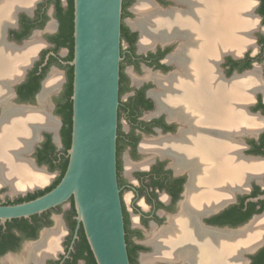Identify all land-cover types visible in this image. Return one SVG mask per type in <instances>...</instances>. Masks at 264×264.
Wrapping results in <instances>:
<instances>
[{
	"label": "flooded vegetation",
	"instance_id": "af4514ba",
	"mask_svg": "<svg viewBox=\"0 0 264 264\" xmlns=\"http://www.w3.org/2000/svg\"><path fill=\"white\" fill-rule=\"evenodd\" d=\"M27 1L0 0V13L5 14L0 23V131L16 109L39 107L51 75L60 73L62 80L48 98L50 113L60 124L56 132L42 128L27 154L36 169L57 175L45 188L15 192L0 172V205L19 204L53 185L64 161L59 109L70 85L67 58L74 32L67 36L64 24L70 2ZM187 6L186 0L123 2L117 154L131 264H264V241L258 252L248 253L257 247L251 246L226 262L216 252L219 239L224 242L227 235L264 218V200L254 201L264 195V186L253 180L243 191L236 185L225 188L230 185H225L214 162L215 152L210 155L202 141L208 132L219 131L214 93L224 91L200 75L208 61L199 30L187 29L184 22L182 28L175 21ZM262 38L252 39L254 47L241 54L237 49H220L213 61L218 79L229 83L253 73L264 57ZM260 102L264 103L262 95L256 96L253 89L243 112L255 117ZM254 133L243 137L244 158L258 156L254 151L262 134L256 139ZM47 144L55 148L47 156L57 165L55 170L39 161ZM68 205L31 218L0 221V264H91L88 253L81 252L77 212L73 213L71 201ZM57 221L65 228L57 250L40 253L44 235L55 229Z\"/></svg>",
	"mask_w": 264,
	"mask_h": 264
},
{
	"label": "water",
	"instance_id": "95a60500",
	"mask_svg": "<svg viewBox=\"0 0 264 264\" xmlns=\"http://www.w3.org/2000/svg\"><path fill=\"white\" fill-rule=\"evenodd\" d=\"M123 2L74 0V57L69 62L74 75L72 141L66 172L48 193L31 201L0 205V221L6 223L41 215L73 200L77 229L83 228L97 264H131L117 154ZM256 31L250 34L254 41ZM257 68L259 63L254 72ZM260 92L261 88L255 90L256 95ZM255 117L262 121L259 112ZM260 133H254L256 139ZM247 159L264 164L263 156ZM253 180L264 186L263 179L249 182ZM260 200L264 195L254 199ZM259 250L260 245L249 253Z\"/></svg>",
	"mask_w": 264,
	"mask_h": 264
},
{
	"label": "bare ground",
	"instance_id": "6f19581e",
	"mask_svg": "<svg viewBox=\"0 0 264 264\" xmlns=\"http://www.w3.org/2000/svg\"><path fill=\"white\" fill-rule=\"evenodd\" d=\"M22 1L26 2V0ZM186 2L187 11L184 12V16L178 14L175 21L182 28L199 30L197 36L202 40L203 50L207 56L206 61H208L204 63L200 75L208 78L209 85L215 84L220 87V91H224L219 95V90H215L218 91L214 93L215 101L217 100L219 104L214 114L219 116L220 128L217 132L207 133L205 144L209 153L215 152V155L211 153L210 155L219 165L225 185H230L225 188H233L236 185L238 190L243 191L248 187L250 180L253 178L259 180L263 175V165L259 160L243 157L244 148L241 142L242 136L259 128L257 118L245 114L242 106L249 101L252 90L260 88V75L256 70L253 75L249 74L250 76L247 75L245 78L231 80L232 82L229 83L223 82L218 79V74L213 68V61L222 48L231 49V51L237 49L238 53L250 48L252 41L248 39V34L255 28V21L249 18L246 0H186ZM27 3H31V0ZM4 17L5 14L0 13V23ZM193 34L192 37H195V33ZM34 47L32 45L29 49V55L33 54ZM60 81L58 73L52 74L39 99L40 106L31 109H14V113L8 116V125L0 131V172L3 178L12 183L15 192L41 186L49 179L48 175L33 166L27 154L42 128L57 130L58 123L50 113L48 98ZM213 169L216 170L214 166ZM63 233V225L58 221L55 229L44 235L43 247H39L38 251L46 255L53 254L57 250ZM263 241L264 218L261 217L238 233L227 235L224 242L219 239V249L216 252L220 255V260L224 259L226 262L250 250L251 246H258Z\"/></svg>",
	"mask_w": 264,
	"mask_h": 264
},
{
	"label": "trees",
	"instance_id": "16d2710c",
	"mask_svg": "<svg viewBox=\"0 0 264 264\" xmlns=\"http://www.w3.org/2000/svg\"><path fill=\"white\" fill-rule=\"evenodd\" d=\"M70 2V13L68 16L65 17L64 19V24L67 27V33L66 35L69 36L70 34H72L74 32V23H73V19H74V0H69ZM260 7H259V14L261 15V17L263 18V22H264V0H260ZM261 43H264V38H262L260 40ZM74 55V41L72 42L71 46H70V55L67 58V60L70 62L73 60V56ZM73 67L71 66L69 68V79H70V85H69V91H68V96L66 99V103L63 104L60 109H59V114L63 117L64 120V127L62 130V136H63V142H64V151H63V164L60 168L61 170V175L60 177L56 180V182L51 185L50 187H48L47 189L43 190V191H39L35 194L29 195L27 198L21 199L18 203H22V202H26V201H31L33 199H36L46 193H48L49 191H51L53 188H55L58 183L61 181V179L63 178L66 169H67V165L69 162V157H68V151L71 147V141H72V115H73V100H72V95H73ZM257 111H261L264 114V103H259L258 107H257ZM53 148L51 146V144H47L45 145L44 149L40 152L41 154L38 155L39 157V161L42 163H48L51 167L52 170H55L57 165L55 163L52 162L51 158H47L48 154L53 152ZM48 152V153H47ZM254 154L258 155V156H264V133L262 134L261 138H260V142L257 144L256 143V150L254 151ZM259 194V193H258ZM264 203V202H263ZM71 204H72V210L73 213L76 214V209H75V205H74V201L71 200ZM81 237H82V249L81 252L85 251L87 252V257L90 260L91 264H97L96 260L94 258V255L91 251V248L89 246V243L87 241V238L85 236L84 230L83 228L81 229Z\"/></svg>",
	"mask_w": 264,
	"mask_h": 264
},
{
	"label": "rangeland",
	"instance_id": "374dc122",
	"mask_svg": "<svg viewBox=\"0 0 264 264\" xmlns=\"http://www.w3.org/2000/svg\"><path fill=\"white\" fill-rule=\"evenodd\" d=\"M246 2H247V13L249 14V18L252 20V21H255L254 22V29H252L250 32H249V36H248V39H250L251 41H252V45L250 46V47H254V42H253V40H252V38L250 37V34H252L253 32H255L256 30V33H254V38H256V40L258 39V37H261V36H264V22H263V18L261 17V15L259 14V12H258V10H259V7H260V0H246ZM253 12V13H252ZM252 14H254L255 16H258V17H260V18H256V17H254V15H252ZM246 49H248V48H246ZM245 50V49H244ZM243 50V51H244ZM242 51V52H243ZM241 52V53H242ZM259 52H260V48L257 50V53L259 54ZM240 53V54H241ZM64 55L66 54V52H64L63 53ZM259 63V68H257V70L259 71V75H260V83H261V86H260V88H261V92L258 94V95H262V99H263V101H264V57L261 59V61L260 62H258ZM254 73H252V74H250V75H253ZM250 75H248V76H250ZM59 76H60V80H62V77H61V75H60V73H59ZM247 77V76H246ZM245 78V77H244ZM61 82V81H60ZM60 84V83H59ZM58 84V85H59ZM57 85V86H58ZM258 95H256V96H258ZM50 106V105H49ZM259 113L261 114V119H262V121L260 120H258L257 119V121H259L258 122V126H259V128L257 127V129H255V132L256 131H258V130H260L261 131V133H260V135L261 134H263L264 133V114L262 113V112H260L259 111ZM52 115V114H51ZM53 117V116H52ZM54 118V117H53ZM56 119V118H55ZM57 120V119H56ZM57 123H58V120H57ZM58 124H60V123H58ZM58 128V127H57ZM57 131V130H56ZM56 131H54V132H56ZM249 134V133H248ZM242 138H243V136H242ZM242 142V144H243V141H241ZM59 146H60V143H59ZM59 148H61V147H59ZM30 160V159H29ZM261 163H262V165H263V175L261 176V179H263V177H264V164H263V162L261 161V160H259ZM38 170V169H37ZM39 171H41V170H39ZM43 172V171H42ZM57 175V172L55 171V172H52L50 175H49V179L47 180V182L46 183H44L43 185H41V187L42 188H45L46 186H48V185H50L51 184V182L53 181V179L55 178V176ZM260 179V180H261ZM38 189V188H37ZM37 189H35V190H32V191H30V192H34V191H36ZM28 190V189H27ZM26 191V190H25ZM22 192H24V191H22ZM29 192V191H28ZM13 193H15V192H13ZM19 196V195H18ZM9 197H11V198H14L15 197V195H9ZM1 198L2 199H6L7 197H6V195H1ZM69 205L67 204L64 208H66V207H68ZM56 215L57 214H55L54 216H53V218H55L56 217ZM261 216H259V218H260ZM256 220V219H255ZM254 220V221H255ZM58 222V221H57ZM62 223V222H61ZM62 225H63V223H62ZM64 227V226H63ZM65 229V228H64ZM250 252V251H249ZM248 252V253H249Z\"/></svg>",
	"mask_w": 264,
	"mask_h": 264
}]
</instances>
